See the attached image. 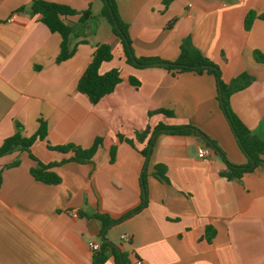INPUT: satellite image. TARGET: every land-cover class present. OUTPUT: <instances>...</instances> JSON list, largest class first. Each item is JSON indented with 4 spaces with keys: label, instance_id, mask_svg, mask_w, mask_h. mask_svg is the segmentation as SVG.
Listing matches in <instances>:
<instances>
[{
    "label": "crops",
    "instance_id": "0c3cea01",
    "mask_svg": "<svg viewBox=\"0 0 264 264\" xmlns=\"http://www.w3.org/2000/svg\"><path fill=\"white\" fill-rule=\"evenodd\" d=\"M32 1L0 0V145L18 127L31 136L43 120L45 138L34 141L31 154L45 164L65 162L51 167L60 182L46 184L31 176L35 162L26 151L0 156V264H92L88 243L102 239L129 264H264V153L239 178L222 175L227 162L242 166L247 158L220 107L213 75L125 62L101 0H47L91 12L71 36L73 55L56 62L60 35L30 14ZM114 1L135 57L173 61L188 39L218 66L225 83L249 75L229 105L264 141V61L254 57V51L264 54V20L255 18L248 30L243 24L250 10L264 13V0ZM103 42L113 57L100 72L118 68L121 81L91 103L76 85ZM159 124L196 131L158 130L142 154ZM146 127L147 136L138 140L135 133ZM96 137L101 145L87 163L49 148H87ZM201 147L211 150L210 159L198 157ZM94 214L110 222L103 225ZM108 253L102 264H116Z\"/></svg>",
    "mask_w": 264,
    "mask_h": 264
},
{
    "label": "trees",
    "instance_id": "16d2710c",
    "mask_svg": "<svg viewBox=\"0 0 264 264\" xmlns=\"http://www.w3.org/2000/svg\"><path fill=\"white\" fill-rule=\"evenodd\" d=\"M101 1L103 3L101 15L109 22L112 33L119 38L125 62L128 64L136 67L160 66L173 72L196 71L201 73L206 71L207 73L213 75L218 90L220 107L230 124L238 145L247 158V163L242 166H235L227 162L228 170L223 171L222 175L228 179L239 178L243 173L253 170L255 166L263 161L261 155L264 153V141L251 133L250 129L242 123V121L231 110L229 105L230 95L235 91L243 89L249 83L251 80L249 75L242 73L231 79L228 83H225L221 79L218 66L202 55V53L194 47L188 39L184 40L180 45L178 56L173 61H164L156 57H135L131 50L128 25L119 17L115 1ZM169 1L170 0H163L165 4ZM29 12L31 15H37L38 20L42 22L51 32H57L60 35L61 40L59 43V51L56 56V62L64 61L73 55L75 48L71 46V36L75 34L74 31L76 27L85 24L91 18V12L89 9L77 12L67 5L47 0L32 1L29 6ZM76 14H79L77 23H71L68 20V17ZM113 18L116 24H114ZM255 18L264 20V13L256 15L255 12L251 10L247 12L243 21L244 28L246 30L250 28ZM129 51H131V55ZM112 57V49L109 43L103 42L98 44L92 53L90 62L83 70L77 81V91L85 94L91 103L98 102L103 96L112 92L115 85L121 81L120 70L118 68H111L103 73L100 72L101 64L103 62L110 61ZM254 57L258 61H264V54L258 51H254ZM131 83L135 85L137 84L136 81H132ZM157 111L168 116L172 114L170 111L163 109ZM158 130H168L182 133L196 131L195 128L190 126L164 129V126L159 124L153 129L146 147L141 151L142 154L147 155L148 145L151 143L153 134ZM148 132L149 127H146L141 132L137 131L135 133V137L141 141L147 136ZM45 135L46 124L43 120H39L37 130L29 137L23 136L21 134L20 127H18V130L13 135L5 138L0 145V156L6 155L16 149L24 150L35 162L29 170L31 176L35 180L46 184H57L60 182V177L51 170V167L59 163H64L65 160L45 164L35 158L30 152V147L34 141L44 139ZM101 142V138L96 137L93 143L87 148H81L74 144L59 145L49 148L62 153L71 151L73 155L68 159L69 161L87 163L90 162L91 158L100 147ZM114 153L115 147L112 146L110 149L111 161L113 160ZM13 164L16 163H11L7 166H11ZM156 175H158V178L164 179L163 170H159V168ZM143 200L145 201L144 197ZM93 217L100 219L103 225L110 222V219L101 214H94ZM209 230L211 232L208 235L211 236V233L213 234V230L211 227H208V231ZM209 236L208 238H210ZM108 249H111L116 264H129L126 254L113 248L112 245L105 239H102V242L99 244V249L95 250L92 264H102L109 254Z\"/></svg>",
    "mask_w": 264,
    "mask_h": 264
},
{
    "label": "built area",
    "instance_id": "2783aa9c",
    "mask_svg": "<svg viewBox=\"0 0 264 264\" xmlns=\"http://www.w3.org/2000/svg\"><path fill=\"white\" fill-rule=\"evenodd\" d=\"M198 157L201 159H206V160L210 159L211 158V150L208 147H201L198 151ZM70 214L74 215V216L76 215V213L72 212V211L70 212ZM121 239L123 241H128L129 237L126 234H122ZM88 245L94 251L99 249V243H97V242L92 241V242H89ZM134 264H142V262L137 259L134 261Z\"/></svg>",
    "mask_w": 264,
    "mask_h": 264
},
{
    "label": "rangeland",
    "instance_id": "374dc122",
    "mask_svg": "<svg viewBox=\"0 0 264 264\" xmlns=\"http://www.w3.org/2000/svg\"><path fill=\"white\" fill-rule=\"evenodd\" d=\"M107 24H105L106 25V27H109L110 26V24H109V22H106Z\"/></svg>",
    "mask_w": 264,
    "mask_h": 264
},
{
    "label": "water",
    "instance_id": "95a60500",
    "mask_svg": "<svg viewBox=\"0 0 264 264\" xmlns=\"http://www.w3.org/2000/svg\"><path fill=\"white\" fill-rule=\"evenodd\" d=\"M113 21H114V18H113ZM114 24H116L115 21H114ZM129 53H130V55H131V51H129Z\"/></svg>",
    "mask_w": 264,
    "mask_h": 264
}]
</instances>
